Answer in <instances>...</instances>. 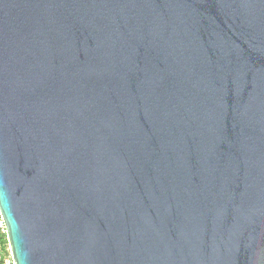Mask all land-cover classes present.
I'll return each mask as SVG.
<instances>
[{
    "label": "water",
    "instance_id": "obj_1",
    "mask_svg": "<svg viewBox=\"0 0 264 264\" xmlns=\"http://www.w3.org/2000/svg\"><path fill=\"white\" fill-rule=\"evenodd\" d=\"M0 217L14 264H264V0H0Z\"/></svg>",
    "mask_w": 264,
    "mask_h": 264
},
{
    "label": "built area",
    "instance_id": "obj_2",
    "mask_svg": "<svg viewBox=\"0 0 264 264\" xmlns=\"http://www.w3.org/2000/svg\"><path fill=\"white\" fill-rule=\"evenodd\" d=\"M1 238L5 240L3 244ZM0 264H14L10 248L6 239L5 226L2 218L0 217Z\"/></svg>",
    "mask_w": 264,
    "mask_h": 264
},
{
    "label": "trees",
    "instance_id": "obj_3",
    "mask_svg": "<svg viewBox=\"0 0 264 264\" xmlns=\"http://www.w3.org/2000/svg\"><path fill=\"white\" fill-rule=\"evenodd\" d=\"M1 242L4 244L5 243V240L3 238H1Z\"/></svg>",
    "mask_w": 264,
    "mask_h": 264
}]
</instances>
